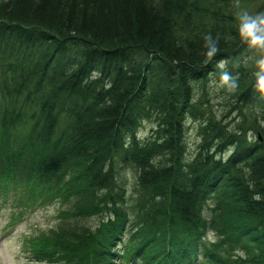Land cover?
<instances>
[{"label": "trees", "instance_id": "16d2710c", "mask_svg": "<svg viewBox=\"0 0 264 264\" xmlns=\"http://www.w3.org/2000/svg\"><path fill=\"white\" fill-rule=\"evenodd\" d=\"M248 1L0 0V195L18 191L27 210L68 205L64 226L100 218L78 229L83 252L75 230L66 242L79 249L63 257L29 244L33 264H264V51L238 35ZM209 34L219 51L205 64ZM210 76L227 95L220 117Z\"/></svg>", "mask_w": 264, "mask_h": 264}, {"label": "rangeland", "instance_id": "374dc122", "mask_svg": "<svg viewBox=\"0 0 264 264\" xmlns=\"http://www.w3.org/2000/svg\"><path fill=\"white\" fill-rule=\"evenodd\" d=\"M262 2L263 0H250L248 2H242V4H240L239 11H241V13L247 12L252 14L254 9ZM261 13H264V10H262ZM253 58H256L255 54L251 55L250 53H247L243 56V60L245 61ZM221 87L222 84L214 76H210L206 82L205 97L209 100L211 110L215 115H217V117L225 114L228 108V105L225 104L227 95L220 92ZM250 109L257 111V104H253ZM232 115H235V112H231L225 120H228V118L230 119ZM187 125V153H192L197 140L194 136V125H192L190 121L187 122ZM149 127L150 125L144 122L142 123L138 132L141 135H145L148 132ZM123 177L127 189V196H129L132 194V186L134 183L132 171L128 168L125 169L123 172ZM16 195H18V191L15 192L14 195L10 194L9 196H6V199L4 196L0 195V264H33V260L28 257L30 254L24 251V248H28L29 244L32 243L34 245H41L45 249H49L52 252L54 251L59 254L60 257H63L66 253L62 250V247H64V245H67L68 247H71V245L73 246L72 242L68 244L66 241L72 240L74 235L69 236V234L74 232V230L78 232V241L80 239L84 240L81 251H85V247L87 246V236L78 229L80 227H88L87 229L93 232L95 227H97V224L100 222V218L98 216L89 218H83L80 216L79 218H72L75 224L71 223V225L64 226L57 221L61 217L64 218L68 215L69 220L73 209L67 207L68 205L60 209L58 204L51 203L38 209L33 208L31 210H27L26 206L14 205V200H17L15 198ZM208 202H210V200H208ZM206 208L207 207H205V209ZM19 210H21L24 214L19 220L17 219L18 221L15 220L16 222H14V216L16 217L17 213H19ZM12 220L13 222L10 223ZM209 241L213 243L215 247L223 248L226 251L232 252L229 248L221 244V241L217 235L213 234V232L207 231L204 242ZM74 242L75 247L73 246L71 248L79 249V243L77 241ZM237 253L239 255L241 254L239 252ZM75 255L78 254L76 253ZM232 255H234L233 252ZM205 263L209 264L208 262ZM117 264L122 263L119 261Z\"/></svg>", "mask_w": 264, "mask_h": 264}, {"label": "clouds", "instance_id": "9594fccd", "mask_svg": "<svg viewBox=\"0 0 264 264\" xmlns=\"http://www.w3.org/2000/svg\"><path fill=\"white\" fill-rule=\"evenodd\" d=\"M239 27L238 35L240 39L248 45L250 49H255L259 51H264V13H257L255 15L249 14L247 12L242 13L238 16ZM206 48L205 64L210 62L213 57L219 51L217 41L212 38L209 34L204 37ZM228 61L226 59H221L217 61L216 67L221 70L220 80L224 85L229 88L235 86V82L232 79L230 73L226 70ZM259 66L258 84L261 90H264V58L257 61Z\"/></svg>", "mask_w": 264, "mask_h": 264}]
</instances>
